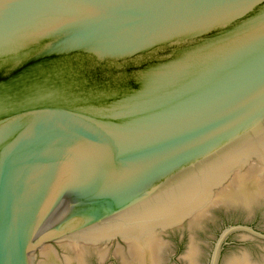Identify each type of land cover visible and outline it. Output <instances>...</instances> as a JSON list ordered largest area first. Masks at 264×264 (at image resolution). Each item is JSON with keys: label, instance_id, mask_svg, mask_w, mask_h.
<instances>
[{"label": "water", "instance_id": "water-1", "mask_svg": "<svg viewBox=\"0 0 264 264\" xmlns=\"http://www.w3.org/2000/svg\"><path fill=\"white\" fill-rule=\"evenodd\" d=\"M0 264H264V0H0Z\"/></svg>", "mask_w": 264, "mask_h": 264}]
</instances>
